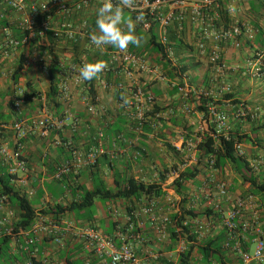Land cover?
Returning <instances> with one entry per match:
<instances>
[{
  "label": "built area",
  "instance_id": "obj_1",
  "mask_svg": "<svg viewBox=\"0 0 264 264\" xmlns=\"http://www.w3.org/2000/svg\"><path fill=\"white\" fill-rule=\"evenodd\" d=\"M95 1L101 0H80L75 3L73 8H68L64 0H44L39 4H33L30 8V15L25 18L21 27H30L33 24L34 17L38 13H48L52 9L56 12H61L64 16H70L73 12H83L87 10ZM240 0H136L134 10H128L133 18L139 15L142 11L145 19L138 23L144 31H148L152 22L158 24V39L157 41L164 46L166 54L171 60V66L176 67L178 64L174 57V52L169 46L167 32L173 23H176L180 28L188 15L190 22L196 27L199 39L196 49L200 56L206 60L211 73L214 76L222 75L226 70V65L221 61L219 44L233 43L240 45L242 40L252 42L256 37V31L249 21L234 19L232 13L235 11V5ZM114 3L117 0H113ZM46 5V6H45ZM0 7L11 10L16 13H23L26 10V0H0ZM167 10H166V9ZM223 13L231 16V22L228 25L223 23ZM83 33L86 28H83ZM57 33L63 34L64 39L71 44L77 43L78 39L72 31L70 22L62 23L61 29ZM3 40L0 43V54L3 58L10 57L18 46V41L12 38L7 30H3ZM87 45L95 50L97 49L91 44L90 35L86 34ZM212 40L215 45L208 50L207 41ZM109 46L105 48L108 50ZM208 50V52H207ZM108 64L112 78L109 81L101 79L99 85L104 90H119L125 92L133 98L127 107H123L124 113L130 123L132 131L139 136L143 132V125L147 122L145 113L151 110L157 103V98L143 85H126L123 82H118L120 75L132 79L133 77L146 75L149 81H154L159 84H169L170 87L176 86V83L171 81L166 74V71L156 61H152L147 57L139 56L135 53H130L127 49L121 52L118 49L108 51ZM84 61L71 62L61 73L58 81V100L63 104H68L71 99V90L69 83L72 81L75 85L83 86V80L79 76V68L85 64ZM246 71L254 78L264 79V50L255 52L252 59L247 61ZM182 87L179 88L181 95H186L189 90V84L185 76H182ZM22 89L17 87L14 95L11 98L10 108L17 118L7 126L0 122V161L6 167V170L16 177L19 174H25L27 163L21 156L22 142L33 129H38L43 135L51 130H62L66 126L77 125V120L72 114L66 111L63 115L55 117L53 113L47 110L46 101L43 102V111L41 117L34 120L33 125H27L20 118L24 102L22 99ZM223 93H230L231 87L224 85ZM84 103L88 113L92 116L105 114V110L99 104L90 103V98L85 94L83 96ZM171 108L164 113L156 115L159 118L166 119L172 114ZM182 112L187 116L199 115L200 125L196 128L195 133L206 134L213 141L215 147L219 145L218 136L227 138L229 133V116L225 111L219 110L216 106L208 107V118L213 125V131L207 129V121L202 118L199 113L193 112L189 106H183ZM235 118L238 120L255 119V114H252L243 104H239L236 108ZM10 129L14 133L16 144L10 148L9 142L4 137V131ZM156 128H161L160 123ZM100 135V134H99ZM197 142L201 138L194 136ZM184 137L180 139L181 143L173 145L179 156L182 157V163L178 164L171 170L164 182H159L164 195L153 199L145 205H138L132 213L134 221L128 214L122 218L121 211L114 206L107 209L106 214L115 222V228L112 234H106L96 229L89 224H79L68 217L54 218L53 216L38 214L31 227L28 230L15 231V215L12 206L5 195L0 194V236L6 235L12 238V241L22 239V244H19V250L27 254V258L22 261H15L14 264H48L47 260L38 258V243L47 241L54 244L59 249L64 248L68 240H73L80 244L83 254L86 255L84 264H95L93 259H96V264H179L181 257L188 251L189 243L187 237L194 235L197 241H201L210 234L208 223H204L201 219H191L184 216L182 221L186 228L176 229L177 239L174 243L170 242V226L172 225L171 217L173 215L181 216V202L186 198V210L193 208L194 203L200 197L204 200V207L218 211L221 207L222 200L229 195L230 183L225 180L215 179L214 176L208 177L205 185L212 186V191L207 188H201L198 195L191 196L185 192L184 196L176 193L174 189L169 188V185L178 179L180 174L187 168L195 165L198 156L196 144L191 140L186 142V147L183 148ZM244 142L235 143L234 150L240 157H245ZM76 158H79L77 163L66 161L58 167L54 178L61 179L71 173L78 174V170L82 167H91L97 163L99 157L105 154L104 148L94 145L91 147L85 157L80 156L77 152H73ZM133 158H141L142 153L133 145ZM248 161V160H247ZM250 166L255 170L264 167V159L248 161ZM213 159L209 160L208 169L212 172H217L214 168ZM19 185L24 186L25 181L18 178ZM188 183H185V186ZM186 188V187H185ZM215 195H212L213 193ZM27 195L30 193L27 192ZM164 201V206L160 207L158 203ZM61 199L55 204H61ZM259 202L252 195L239 196L235 199L230 210L223 213L221 223L225 231V238L222 243L223 249L227 252L237 255L241 264H264V231L260 225V209ZM142 218L144 221H142ZM147 223L154 237L148 240L139 231L141 226ZM136 225V227H135ZM138 229V230H137ZM186 231V232H185ZM251 239L252 249L249 251L243 250V243H247ZM201 257L195 252L190 255V262L200 264ZM61 264L55 262V264ZM214 264V263H212Z\"/></svg>",
  "mask_w": 264,
  "mask_h": 264
},
{
  "label": "crops",
  "instance_id": "obj_2",
  "mask_svg": "<svg viewBox=\"0 0 264 264\" xmlns=\"http://www.w3.org/2000/svg\"><path fill=\"white\" fill-rule=\"evenodd\" d=\"M43 1L26 0L25 11L28 15L24 13L23 15L17 16L16 13H11V15L5 14L4 18L7 19L9 25L17 28L20 25V20L25 19V17L28 18L27 16L30 15L31 6ZM64 1L70 8L74 6L77 0ZM244 1L246 3L244 7L250 9L249 1L241 0L235 5L236 12L234 11L232 16L236 15L237 8L239 10L242 8L241 2ZM100 6V1H95L83 12H73L70 16H64L61 12H57L50 19L49 26L54 32L61 29L62 23L65 21L70 22L72 31L75 33V37L79 43L78 50H74L73 45L65 39L58 42L55 58L61 63V71H65L67 65L73 61H84L88 63L99 59L105 60L109 49L113 48L109 46L106 51H95L87 45L85 39L87 38L86 34L90 35L96 30V12ZM0 10L3 12L8 9L0 7ZM125 13L126 15H131L126 9ZM252 13L253 15H251ZM249 15L253 18L249 22L256 31V37L252 42L242 40L240 45H235L231 42L219 44L221 61L227 68L220 76H214L211 73L209 66L206 64V60L200 56L196 49L199 34L196 27L190 22L188 15L181 28L176 23H173L167 35L170 43H174L173 41L175 40H181V49L178 50L175 59L178 66L188 67V70L183 74L189 84L188 92L208 95L219 110L225 111L228 114L229 130L233 134L238 132L250 137L249 141L244 142L243 148L246 160L251 161L259 158L264 159V129L261 128L257 135L251 131L252 128L264 124V79L252 77L246 69L247 61L252 59L254 53L264 50V17L259 16L261 20H258L255 16L256 14L251 11H249ZM83 28H86L87 32L84 31L83 33ZM135 34L143 38L142 44L140 47L135 45H129V47L134 46L140 50L147 48L145 56L152 61H156L157 55L151 49H148V41L146 38H149L150 35L147 31H144L140 26L136 25ZM3 37V30L0 29V43ZM214 45L215 43L212 40L207 41L208 50ZM25 56H28V52L25 53ZM19 57V50L12 52L10 57L6 59L0 54V122L7 126H10L17 118L10 108L13 91L16 88L12 85L10 75L16 69ZM38 58L39 55L36 53L30 58H27L26 67L21 73L18 87L28 89L27 86L30 85L31 89L40 93H46L49 90L50 81L45 64L43 66H33L30 63L39 60ZM61 73H57L58 81ZM169 79L173 82V79ZM117 81L123 82L126 85L144 84L146 87L148 86L150 91L155 93L157 103L163 106L175 104L180 97V93L176 96L171 95L169 84H159L154 81H149L146 75L135 76L132 79L120 75ZM224 85L231 87V98L229 99L223 97L226 94L222 92ZM69 86L71 99L68 104H63L58 101L59 111L53 105H47L48 103L46 104V108L55 117L61 116L66 111L70 112L77 120V125L74 127L68 125L62 130H51L43 135L40 130L33 129L22 142L21 156L27 163V170L25 174H19L17 179L19 177L24 179L25 184L22 188L30 193L28 198L34 203V209L39 211L44 207L54 205L59 199H61L62 205H68L73 200V197L69 189L66 190L62 184L68 188L83 185L90 189L92 188L94 176L101 179L105 186L112 190L115 187L116 181L121 183L129 177H133L146 184L158 183L160 172L164 168L172 166L171 161L175 160V155L179 156L174 150H170L167 145L174 147L173 145L180 144V139L187 135V132H181L179 128L167 123V129L159 131V128L151 127V129L143 131L142 134L137 136L132 131L130 123L124 114V110L120 109L122 104L121 94L117 96L115 90H104L99 83H96L98 104L104 108L106 114L92 116L88 113L84 103L83 96H85V89L83 86L75 85L72 81H70ZM128 97L130 101L133 100L131 96L128 95ZM233 102H236V104L234 105ZM38 103L37 99H33L31 103L24 104L20 118L27 125L32 126L34 120L41 117V110ZM239 104H243L250 109L252 114H255L253 121H240L235 118L236 107ZM185 117L188 119L189 125L193 126V131H196V128L200 125L201 116L193 115L189 117L185 115ZM115 128L120 129V131H115ZM3 135L9 142L10 148H13L16 144L14 133L7 128ZM174 139L177 141H174ZM94 145L104 148L105 154L99 157L93 168L82 167L78 170V178H74L76 174L71 173L70 175L73 176H64L65 178L62 184L57 182L54 175L60 164L66 161L77 163L79 158H76L73 152H77L80 156L85 157L88 150ZM133 145L141 151V158H133ZM231 174L232 172L228 169L225 170L224 174H219L207 168H202L196 181L194 183H188L185 186L186 192L193 196V194L198 195L201 188L208 187L212 191V186L205 185L208 177L214 176L215 179L223 180L224 178L232 176ZM231 179L233 180L228 181L225 179V181L230 183V187L228 197L223 199L221 204L224 214L232 208L236 198L247 193V186L242 185L238 178L233 175ZM16 184L21 187L18 183ZM211 194L215 195L214 192ZM118 204L119 207L117 209L121 211L122 218L124 219L126 212L124 211L123 204L119 202H96L94 205L96 207V213L93 216L92 225L103 233L112 234L115 228V222L107 216L106 211L109 207H115ZM11 208L15 215L16 208L14 206ZM2 214L0 212V217ZM67 217L79 224H88L85 220L75 219L73 215H67ZM142 221H144L143 218ZM260 225L264 231V215L261 212ZM139 231L148 240L154 237L147 223H144ZM19 244H22V239L12 241L10 248L13 254H18ZM37 247L39 251L38 258L41 260L46 259L48 264H55V262L62 261L65 254L69 251V254L71 253L73 258H83L84 260L86 257L83 254L80 244L73 240H68L64 248L61 249L47 241L38 243ZM251 249L252 246L250 245ZM96 261V259H93L95 264Z\"/></svg>",
  "mask_w": 264,
  "mask_h": 264
},
{
  "label": "trees",
  "instance_id": "obj_3",
  "mask_svg": "<svg viewBox=\"0 0 264 264\" xmlns=\"http://www.w3.org/2000/svg\"><path fill=\"white\" fill-rule=\"evenodd\" d=\"M77 0L75 3L79 2ZM241 1V0H240ZM250 4V9L248 12H254L257 15L264 17V0H248ZM66 5V3H65ZM66 7H68L66 5ZM69 8V7H68ZM71 9L73 7H70ZM4 9V8H3ZM10 11H1L0 10V29L7 30L12 38L18 41V46L14 51H20V57L16 69L10 75V80L14 87H18L19 80L21 78V73L26 67L27 58H30L34 53L39 55V60L30 62L33 66H43L47 70L48 78L50 81V87L48 92L40 93L31 89L28 85V89H22V99L25 105L31 103L33 99L38 100L40 110L43 111V101H46L47 105H53L60 110L58 103V80L57 73L61 71V63L56 60L55 52L56 46L59 41L64 40V35L54 32L50 29L49 22L52 16L57 13L56 9L50 10L48 13H38L33 20V24L30 27H21L20 25L16 28L9 25V22L4 18L5 14ZM133 17V16H132ZM231 22V18L227 13H223V23L228 25ZM158 24L157 22H152L150 29L147 33L150 35L149 38H146L148 41V49H151L156 55V61L162 65V68L166 71V74L169 78L173 79L176 83V86L171 88V95L176 96L179 94V88L182 87V76L188 70L186 66H171L172 62L166 54V49L161 45L157 39ZM174 43H170L169 46L174 52V57L176 58L178 50L181 49V40H175ZM73 49L78 50L79 43H74ZM147 47V46H146ZM115 48H110L109 51H113ZM130 53H135L139 56L146 57L147 48L145 49H136L134 46L128 48ZM28 52V56H25V53ZM109 55L106 56V61L108 62ZM77 62V61H73ZM112 77L111 72L105 71L101 74L99 79H93L91 81H83V88L85 89V94L90 98V103L97 105V95L95 84L99 83L101 79L109 81ZM13 91V95L15 89ZM20 88V87H19ZM149 91L148 86L146 87ZM116 95L119 96L121 92L115 90ZM155 97V93L150 91ZM13 97V96H12ZM225 99L231 98L230 93L223 95ZM234 105L236 102H233ZM210 105H216L212 102L211 98L204 93L195 94L187 93L186 95H181L175 104L163 106L156 103L151 110H147L145 116L147 117V122L143 125V131L151 129V127H157L160 123L161 128L159 131H162L166 128V124L170 123L174 127L179 128L181 132H187V135L184 136L182 147H186V142L188 140L193 141L196 144V149L198 151V156L196 159L195 165L187 168L183 173L180 174L178 179H175L170 185L169 188L174 189L177 194L184 196L186 192L185 183H194L201 173L202 168L208 169V163L210 159H213L214 165L213 168L219 173L224 174L225 170L231 169L236 174L238 179L241 181L242 185L247 186V193L242 196L252 195L257 198L259 202L260 212L264 215V167H260L259 170L255 171L246 160L245 157H240L236 154L234 150L235 143L246 142L250 140V137L245 134H240L236 132L233 134L231 130L229 131L227 138L223 136H218L219 145L215 147L214 141L206 134L195 133L193 131V126L189 125L188 119L185 117V114L182 112L183 106H189L192 108L193 112L199 113L202 115V118L207 121V129L213 131V125L208 118V107ZM171 108L173 110L172 114L166 119L159 118L156 115L164 113L167 109ZM237 108V107H236ZM120 109H123L121 106ZM123 111V110H122ZM122 113V112H120ZM106 114V113H105ZM125 114V113H124ZM63 115V114H62ZM190 117V116H189ZM248 120V119H247ZM240 120V121H247ZM250 121V120H248ZM264 129V124L255 128H252L251 131L258 134L260 129ZM115 131H120V129L115 128ZM197 135L201 138L200 142H197L194 139V136ZM170 150H176L167 145ZM137 148V147H136ZM138 149V148H137ZM177 155H179L177 153ZM1 162V161H0ZM89 168V167H88ZM93 166L90 167V169ZM175 168V165L172 169ZM169 171L164 168L160 172V182L166 180V176ZM73 176V175H70ZM79 175H75L74 178H78ZM65 177L57 180V182L62 184V181ZM17 177L10 174L6 167L1 163L0 164V194L5 195L10 204L16 208L15 214V223L14 228L17 230H28L35 217L38 214H44L53 216L54 218L67 217V215H72L75 213V219L85 220L86 223L92 225V220L94 214L87 216H77V213H81L84 209L91 208L95 205L96 202H109L124 205V211L128 216L132 217V213L136 210L138 205H145L164 195L162 188L157 183L146 184L141 181L129 177L123 180L121 183L116 181L114 189H109L105 186L104 182L101 179H98L94 176L92 188L88 189L83 185H77L76 187L68 188L66 185L62 184L64 188L69 189L70 194L73 197V200L68 205L55 204L51 206L44 207L39 211H36L33 207L34 203L29 200L27 192L24 188L17 186ZM76 185V184H75ZM203 201V198L200 197ZM187 199L181 202V216L173 215L172 225L170 226V242L174 243L177 239L176 229L186 228L183 226L182 221L184 216H187L191 219H201L203 218L208 225L211 227L210 234L202 239L197 241L194 235H189L187 237V242L189 243L188 251L184 254L179 264H193L190 262V255L194 252L201 257L200 264H241L237 255L227 252L222 247V243L225 238V231L221 226L223 220V209L222 205L218 211L205 208L202 211H197L194 208L186 210L185 205ZM115 227V223H114ZM136 227V225H135ZM96 228V227H95ZM97 229V228H96ZM99 230V229H98ZM138 230V229H137ZM186 232V231H185ZM247 243H243V250L249 251L251 245V239L248 238ZM12 238L6 235L0 236V264H14L15 261H22L27 258V254L23 253L21 250L18 251V254H13L11 251ZM70 252V251H69ZM67 252L62 260L61 264H84L83 258H73L72 254Z\"/></svg>",
  "mask_w": 264,
  "mask_h": 264
},
{
  "label": "clouds",
  "instance_id": "obj_4",
  "mask_svg": "<svg viewBox=\"0 0 264 264\" xmlns=\"http://www.w3.org/2000/svg\"><path fill=\"white\" fill-rule=\"evenodd\" d=\"M135 6L136 0H117L116 3L113 0H101V6L96 12V30L90 34L91 44L101 51L107 46L121 52L127 51L129 45L140 47L143 38L135 34V28L144 21V13L141 11L135 18L125 13V9L134 10ZM108 68L106 60H95L83 64L79 68V76L83 81L99 79ZM120 98L122 107L130 104L126 91L121 93Z\"/></svg>",
  "mask_w": 264,
  "mask_h": 264
},
{
  "label": "rangeland",
  "instance_id": "obj_5",
  "mask_svg": "<svg viewBox=\"0 0 264 264\" xmlns=\"http://www.w3.org/2000/svg\"><path fill=\"white\" fill-rule=\"evenodd\" d=\"M241 6H242V8H240V10H241V14H240V10H239V8H237V13H236V15H234L233 17H234V19H238V20H243V21H249V20H252L253 18H251V16L249 15V12H248V9L246 8V7H244V6H246V3H245V1L244 2H241ZM239 10V11H238ZM11 11V10H10ZM236 12V11H235ZM9 13H16V12H9ZM26 14V15H28V13L26 12V11H24L23 13H16L17 14V16H19V15H23V14ZM251 15H253V13L251 14ZM241 16V17H240ZM256 16V18L258 19V20H261V17L259 18V16H261V15H255ZM28 17V16H27ZM26 18V17H25ZM242 18V19H241ZM257 19H256V21H257ZM24 20V19H23ZM23 20H20V23H22V21ZM174 141H177L176 139H174ZM193 142V141H192ZM194 143V142H193ZM171 146V145H170ZM174 158H175V160H173V161H171V163H172V166H168L166 169L170 172L171 170H173L172 168H173V166L175 165V167L178 165V164H180V163H182V157L181 156H174ZM228 170H230L231 172H232V176H230L229 178H224L223 180H233V179H231V178H233V175L236 177V178H238L237 176H236V174L233 172V170H231L230 168L228 169ZM162 172V171H161ZM194 195V194H193ZM158 205L160 206V207H162V206H164L165 204H164V201H160L159 203H158ZM117 207H119V204L118 205H115V208H117ZM193 208L194 209H196L197 211H202V210H204L205 209V207H204V200L202 201V199L200 198V199H198L197 200V202H195L194 203V206H193ZM96 213V207L95 206H93V207H91V208H88V209H84L81 213H77L76 212V215L78 216H82V217H84V216H87V215H90V214H95ZM74 217H75V213L74 214H72ZM201 220L204 222V223H207L203 218H201ZM208 228H209V230H210V232H211V227L208 225Z\"/></svg>",
  "mask_w": 264,
  "mask_h": 264
}]
</instances>
